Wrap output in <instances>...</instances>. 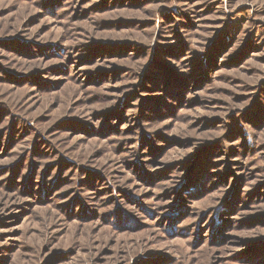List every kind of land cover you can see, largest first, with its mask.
I'll list each match as a JSON object with an SVG mask.
<instances>
[{
  "label": "rangeland",
  "instance_id": "rangeland-1",
  "mask_svg": "<svg viewBox=\"0 0 264 264\" xmlns=\"http://www.w3.org/2000/svg\"><path fill=\"white\" fill-rule=\"evenodd\" d=\"M0 264H264V0H0Z\"/></svg>",
  "mask_w": 264,
  "mask_h": 264
}]
</instances>
